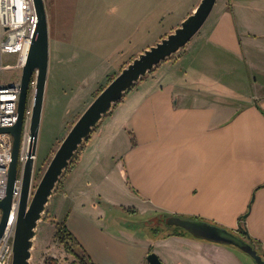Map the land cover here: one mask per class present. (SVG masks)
<instances>
[{
  "label": "crops",
  "instance_id": "crops-1",
  "mask_svg": "<svg viewBox=\"0 0 264 264\" xmlns=\"http://www.w3.org/2000/svg\"><path fill=\"white\" fill-rule=\"evenodd\" d=\"M129 1H122V22L94 40L102 53L74 66L48 10V31L55 29L58 47L52 55L49 35L48 68L53 56L64 74L119 71L200 0H138L134 10ZM109 7L118 12L101 3L95 10ZM179 11L184 14L176 19ZM263 15L264 0H217L181 52L143 77L84 142L55 203L92 263L148 264V253L160 250L170 264H196V255L212 264L208 253L219 251L232 262L252 264L229 245L192 234L157 239L125 224L122 214L148 216L144 229L173 216L202 221L236 235L264 260Z\"/></svg>",
  "mask_w": 264,
  "mask_h": 264
},
{
  "label": "water",
  "instance_id": "water-1",
  "mask_svg": "<svg viewBox=\"0 0 264 264\" xmlns=\"http://www.w3.org/2000/svg\"><path fill=\"white\" fill-rule=\"evenodd\" d=\"M216 1L200 0L194 10L176 28L155 44L144 49L121 68L73 122L63 139L59 142L35 190L32 192L35 160L33 155L36 153L49 57V31L44 0H34L38 13V22L27 59L21 70L17 122L11 127L0 128V132H9L13 136L12 157L9 165L6 193L4 198L0 200V209L2 210L0 221L1 238L8 220L14 182L18 172V154L28 89L31 79L35 76V92L30 120V133L33 140L22 172V187L14 229L11 264H31L30 260L36 229L39 220L42 218L45 206L49 203L54 189L64 175L75 153L89 138L94 128L143 77L187 45L208 19ZM166 222L170 225L180 226L198 238H204L216 243L236 245L249 254L258 264H264V260L254 247L227 230L202 221L189 220L177 216L167 218ZM146 260L148 264H165L154 251L148 253Z\"/></svg>",
  "mask_w": 264,
  "mask_h": 264
},
{
  "label": "rangeland",
  "instance_id": "rangeland-1",
  "mask_svg": "<svg viewBox=\"0 0 264 264\" xmlns=\"http://www.w3.org/2000/svg\"><path fill=\"white\" fill-rule=\"evenodd\" d=\"M122 1L123 0H44L46 12L48 13V10L51 11V13H49L50 20H52L51 23L53 22V24H55V22H57V38L60 36L61 39L67 43V51H70L71 57V61L69 60L70 63L68 64L74 66L76 61L80 62L86 58L97 57L102 53V50H98L96 47L94 40L99 37V32H103L104 34L102 36L107 37L106 34L107 31L110 30V24H119L122 22ZM99 3L104 5V7L111 6L112 8L114 7V9L116 7L118 12L112 11L109 7L107 11L97 13L95 9ZM184 4L186 7L188 6L187 2ZM137 6H139L138 0L129 1V8L131 10H134ZM176 14L177 16L175 18L177 19L178 16L184 13L179 11ZM49 35H51L50 52L53 55L56 54L55 51H57L58 48L55 43L54 28ZM181 50L182 49L172 55L171 58L175 57ZM17 60L18 54L16 52L2 53V65L16 66ZM57 63L56 58L54 60L52 56L47 71L38 129L36 157L34 160V172L32 177V192L35 190L59 142L63 139L73 122L98 92L107 85L109 78H113L121 70L119 69L118 71L117 68L116 71L109 73L105 77L100 75V70L95 69L94 72L91 73L92 70L90 68L73 69L70 70L71 74H68L69 70H67V74H64L66 71L61 70L59 65L57 66ZM20 76L21 70L19 68H2L0 72V82L6 84L10 81L17 80ZM95 87L99 89L97 90ZM34 92L35 76L31 79L28 89L26 105V111L28 112L32 111ZM68 169L69 166L67 170ZM65 173L66 172H64V175ZM64 175L61 177L60 183H58L54 189L53 195L50 197V201L45 206V210L42 213V218L38 222L30 260L31 264H80L81 260L85 261L86 264H91L90 260L78 245L69 240L68 245L70 249H68L60 241L58 236H56V223L64 219V215L57 216V204L55 203ZM114 211L117 213L118 210L114 209L112 212H109L113 213ZM54 215L57 216L56 219ZM122 216H127L124 217L126 218V221H124L125 224L126 222H132L133 226H136V228L141 227L148 235L154 234L157 239L165 238L173 233L185 232L180 226L167 225V218H163L162 223L157 225V229L150 227L144 229L143 221L148 218V216H142L140 214L130 216L122 214ZM227 245L236 251L238 257H242L243 260L247 259V261L254 264V259L249 254L242 251L238 246L233 244ZM158 251L160 253L158 256L162 262L170 264V257L164 255L160 250ZM203 254H207V252H203ZM208 254L216 264H239L238 261L232 262L227 259L223 252L220 251L210 252ZM112 260L115 262L117 261L116 259ZM201 260L202 257L200 255L194 257L196 264H201ZM213 262L212 264H214ZM184 263L192 264L191 261L187 262V260Z\"/></svg>",
  "mask_w": 264,
  "mask_h": 264
},
{
  "label": "built area",
  "instance_id": "built-area-1",
  "mask_svg": "<svg viewBox=\"0 0 264 264\" xmlns=\"http://www.w3.org/2000/svg\"><path fill=\"white\" fill-rule=\"evenodd\" d=\"M38 13L34 0H0V72L2 68L22 70L27 59ZM16 52V66L2 65V53ZM21 90V76L6 84L0 82V128L11 127L17 122L18 102ZM31 111L25 112L20 148L18 172L14 182L11 208L3 235L0 238V264H11L14 229L22 187L23 167L28 159L32 137L30 133ZM13 136L0 132V200L6 193L9 165L12 157ZM35 159V155H33ZM2 210L0 209V221Z\"/></svg>",
  "mask_w": 264,
  "mask_h": 264
},
{
  "label": "trees",
  "instance_id": "trees-1",
  "mask_svg": "<svg viewBox=\"0 0 264 264\" xmlns=\"http://www.w3.org/2000/svg\"><path fill=\"white\" fill-rule=\"evenodd\" d=\"M229 7H231L230 6V4H229ZM112 78H109V81L111 80ZM83 146V145H82ZM81 146V147H82ZM81 147H80V149H81ZM79 149V150H80ZM79 150L75 153V155H74V157H73V159L71 160V162H70V164H69V167L73 164V162H74V160H75V158H76V156H77V154H78V152H79ZM68 168V167H67ZM67 170V169H66ZM65 172H67V171H65ZM60 181H61V179H60ZM60 181L58 182V183H60ZM243 218V217H242ZM167 225H170V224H168L167 223ZM183 231H185L184 233H173V234H175V235H184V234H186V233H189V232H187L186 230H183ZM238 232H240L242 235H247L246 233H245V229H244V227H243V225H240V227H239V229H238ZM169 235V234H168ZM171 235V234H170ZM56 236H58V238L60 239V241L64 244V246L66 247V248H68V249H70V247H69V245H68V242H69V240H71L73 243H75L76 245H78L79 247H80V245H79V243H78V241L76 240V238L74 237V235L69 231V229L66 227V224H65V219H63L61 222H57L56 223ZM253 247V246H252ZM81 248V247H80ZM83 252H84V254L86 255V253H85V251L83 250ZM87 256V255H86ZM87 258H88V256H87ZM89 259V258H88ZM90 260V259H89ZM91 262V261H90ZM80 264H86V262L85 261H83V260H81V262H80ZM91 264H94V263H92L91 262Z\"/></svg>",
  "mask_w": 264,
  "mask_h": 264
}]
</instances>
